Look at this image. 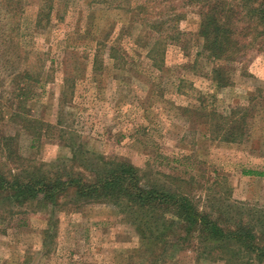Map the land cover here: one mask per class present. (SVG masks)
<instances>
[{"label": "rangeland", "instance_id": "374dc122", "mask_svg": "<svg viewBox=\"0 0 264 264\" xmlns=\"http://www.w3.org/2000/svg\"><path fill=\"white\" fill-rule=\"evenodd\" d=\"M185 2L58 0L49 26L39 28L38 1L27 0L18 35L16 18L0 24V132L17 137L21 153L38 163L68 162L82 146L94 159L131 162L148 182L188 183L182 190L204 207L264 208V43L228 66L232 84L218 88L217 62L202 52L199 14ZM16 37L24 59H16ZM157 40L164 64L149 53ZM25 68L34 76L30 114L57 127L34 145L10 116L16 74ZM217 122L244 129L234 141L221 140ZM69 197L58 207L5 213L0 264H150V242L117 207ZM199 256L172 252L167 264H226Z\"/></svg>", "mask_w": 264, "mask_h": 264}, {"label": "trees", "instance_id": "16d2710c", "mask_svg": "<svg viewBox=\"0 0 264 264\" xmlns=\"http://www.w3.org/2000/svg\"><path fill=\"white\" fill-rule=\"evenodd\" d=\"M27 0H0V24L4 17L16 18V34ZM37 26L46 28L56 1L37 0ZM200 17L199 38L202 52L217 62L212 80L218 88L230 86L231 66L241 61L250 47L264 43V0H186ZM147 6H138L144 10ZM46 22L45 25L43 23ZM170 38L166 36L165 39ZM249 39L250 42H246ZM101 41L100 45H106ZM162 40L149 50L157 64H164ZM21 43L16 37V59H24ZM114 46L111 58L115 56ZM99 54L95 56L99 63ZM29 69L16 74V110L10 114L33 137L34 143L55 125L32 117L28 104L32 99ZM7 117V115H4ZM233 123V122H232ZM241 123H239L240 125ZM216 125V126H215ZM214 125L218 137L234 141L242 125L219 122ZM80 146L68 162H36L21 153L17 137L0 132V226L5 213L35 204L54 207L71 198L75 203H110L119 209L142 240H148L146 262L167 264L172 252L194 250L200 256L226 264H264V208L246 210L245 204L202 206L192 194L183 191L188 183L176 188L163 182H148L144 171L124 159L86 155ZM244 175H263L244 170ZM168 179L173 178L167 176ZM240 204H242L240 206ZM199 256V257H200Z\"/></svg>", "mask_w": 264, "mask_h": 264}]
</instances>
